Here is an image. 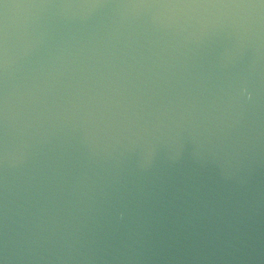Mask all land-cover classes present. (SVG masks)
Here are the masks:
<instances>
[{
  "label": "water",
  "instance_id": "obj_1",
  "mask_svg": "<svg viewBox=\"0 0 264 264\" xmlns=\"http://www.w3.org/2000/svg\"><path fill=\"white\" fill-rule=\"evenodd\" d=\"M0 264H264V0H0Z\"/></svg>",
  "mask_w": 264,
  "mask_h": 264
}]
</instances>
